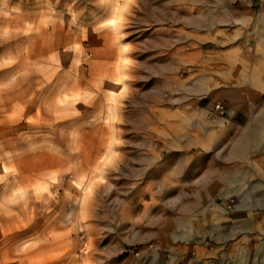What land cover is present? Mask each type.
Here are the masks:
<instances>
[{
	"label": "rangeland",
	"instance_id": "374dc122",
	"mask_svg": "<svg viewBox=\"0 0 264 264\" xmlns=\"http://www.w3.org/2000/svg\"><path fill=\"white\" fill-rule=\"evenodd\" d=\"M142 22L61 14L60 50L42 59L31 50L28 65L0 72L25 88L14 89V123L0 132L14 158L13 192L0 196V264H264V99L246 124L237 118L245 129L211 138L226 146H200L199 132L180 131L187 116L165 110L153 52L135 44ZM188 138L197 145L181 147ZM120 139L128 153L118 161L108 145ZM230 150L236 163L220 157ZM205 157L226 168L214 191Z\"/></svg>",
	"mask_w": 264,
	"mask_h": 264
},
{
	"label": "crops",
	"instance_id": "0c3cea01",
	"mask_svg": "<svg viewBox=\"0 0 264 264\" xmlns=\"http://www.w3.org/2000/svg\"><path fill=\"white\" fill-rule=\"evenodd\" d=\"M61 14H121L123 17L142 14L141 32L135 36V39L139 37L135 44L141 47L138 50L153 52L150 59L153 67H157L155 76L162 79L158 92L167 99L165 110L171 115L187 116L189 124L180 131L199 132L203 136L201 139L197 136L200 146H226L227 139L211 138L245 129L247 116L261 106L264 99V0H0V72L28 65L31 50L38 51L41 59L47 53L60 50ZM186 68L190 70L184 73ZM23 82L22 77L17 78L7 70L5 75L0 74V132L14 123L11 95L14 89L24 93ZM216 103L224 106L223 115L213 110ZM238 117L245 119L243 125L237 121ZM190 139L181 147L197 145ZM127 144L120 139L108 145L118 147L111 156L118 161L125 157ZM3 145L8 147V140L0 138V147ZM143 146L149 149V157L155 156L150 144L145 142ZM11 154L9 149L0 150V196L7 197L13 192L14 179L10 171L14 158ZM221 156L229 163H236L238 159L237 150ZM218 158L205 157L203 170L204 180L212 178L205 185L214 183L213 191L218 185L214 180L216 175H221V179L228 177L226 168L216 165L221 162ZM146 168L145 172L149 171V166ZM235 170L233 166L228 168L229 174ZM22 176L28 188L35 175ZM210 187L208 191L202 189L203 195L210 193ZM231 190L237 193L236 188ZM257 209L261 208H254ZM215 212L222 211L219 207ZM232 238L231 234L225 241L235 237ZM191 242L200 241L185 238V243ZM199 250L200 247H195V251Z\"/></svg>",
	"mask_w": 264,
	"mask_h": 264
},
{
	"label": "built area",
	"instance_id": "2783aa9c",
	"mask_svg": "<svg viewBox=\"0 0 264 264\" xmlns=\"http://www.w3.org/2000/svg\"><path fill=\"white\" fill-rule=\"evenodd\" d=\"M190 70V68H186L185 72H188ZM213 110L218 113L219 115H223L225 113V108L222 104L220 103H216L213 105ZM234 200H230L228 203H227V207L229 208L232 204H233Z\"/></svg>",
	"mask_w": 264,
	"mask_h": 264
}]
</instances>
